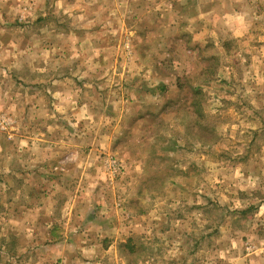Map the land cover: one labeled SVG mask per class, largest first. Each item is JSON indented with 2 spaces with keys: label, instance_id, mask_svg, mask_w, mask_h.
I'll list each match as a JSON object with an SVG mask.
<instances>
[{
  "label": "clouds",
  "instance_id": "clouds-1",
  "mask_svg": "<svg viewBox=\"0 0 264 264\" xmlns=\"http://www.w3.org/2000/svg\"><path fill=\"white\" fill-rule=\"evenodd\" d=\"M0 264H264V0H0Z\"/></svg>",
  "mask_w": 264,
  "mask_h": 264
}]
</instances>
